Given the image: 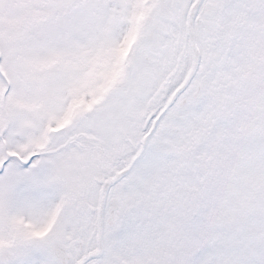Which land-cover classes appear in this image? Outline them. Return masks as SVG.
I'll return each mask as SVG.
<instances>
[{
    "label": "snow or ice",
    "instance_id": "1",
    "mask_svg": "<svg viewBox=\"0 0 264 264\" xmlns=\"http://www.w3.org/2000/svg\"><path fill=\"white\" fill-rule=\"evenodd\" d=\"M0 264H264V0H0Z\"/></svg>",
    "mask_w": 264,
    "mask_h": 264
}]
</instances>
